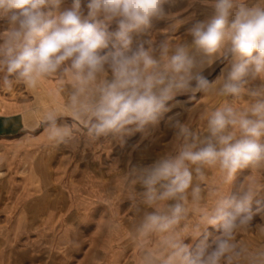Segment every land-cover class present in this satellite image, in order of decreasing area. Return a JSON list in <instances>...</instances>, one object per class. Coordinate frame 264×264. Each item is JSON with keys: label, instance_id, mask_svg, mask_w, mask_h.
Listing matches in <instances>:
<instances>
[{"label": "clouds", "instance_id": "obj_1", "mask_svg": "<svg viewBox=\"0 0 264 264\" xmlns=\"http://www.w3.org/2000/svg\"><path fill=\"white\" fill-rule=\"evenodd\" d=\"M194 2L89 0L85 13L81 0L63 10V0H0V87L57 82L62 106L31 109L57 149L147 135L180 95L220 98L200 130L177 122L171 151L121 177L132 242L138 264H264V0H199L212 15L187 29L190 41L173 34L182 21L162 40L142 38ZM217 61L227 67L210 82L202 73ZM244 169L251 175L230 192ZM209 172L219 174L212 183ZM209 226L219 233L210 242ZM187 237L203 239L193 250Z\"/></svg>", "mask_w": 264, "mask_h": 264}, {"label": "crops", "instance_id": "obj_2", "mask_svg": "<svg viewBox=\"0 0 264 264\" xmlns=\"http://www.w3.org/2000/svg\"><path fill=\"white\" fill-rule=\"evenodd\" d=\"M226 67L225 62L217 61L206 67L202 74L212 82ZM220 102V98L204 97L202 92L196 93L194 98L192 94L177 96L171 102L175 106L163 115L157 126L149 128L147 135L136 132L122 139L101 138L95 143L81 137L74 145H61L55 156L54 172L48 174L38 173L35 168L32 170L33 160L40 151L55 148L47 141L43 128L33 133L18 113L1 112L0 244L2 231L5 234L9 231L7 239L14 244L19 236L22 241L27 238L28 231L39 228L33 217V205L40 199L38 211L42 228H58L60 233L61 230L68 231L67 236L58 237L56 242L63 246L73 241L72 230L77 227L72 220L74 215L91 217L100 210L111 216L129 212L128 191L122 189L121 177L151 165L160 155L171 151L177 122L188 123L193 131L200 130L206 125V121L201 120L205 107L211 109ZM242 105V102L237 104L238 107ZM242 173L243 170L235 176L230 192H233V183L235 190L242 185ZM208 174L210 183L219 175ZM135 191L142 192L143 189L137 184ZM115 194L116 199L110 200L109 197ZM17 230L21 231L19 236L14 232ZM48 244L54 245L50 240Z\"/></svg>", "mask_w": 264, "mask_h": 264}, {"label": "rangeland", "instance_id": "obj_3", "mask_svg": "<svg viewBox=\"0 0 264 264\" xmlns=\"http://www.w3.org/2000/svg\"><path fill=\"white\" fill-rule=\"evenodd\" d=\"M88 2L89 0H81V7L85 13ZM72 4L73 0H63L61 10L70 8ZM211 15L212 9L196 0L194 3L182 6L180 15L176 19L154 21L149 33L142 38L146 39L151 36L157 41L162 40L165 38L164 33L166 30L171 29L178 21H182L173 34L190 41L191 37L187 36V29L197 21L208 19ZM6 27V22L0 21V32L4 31ZM115 29L116 25L113 24L110 30L114 31ZM179 37H175V39H179ZM256 83H259V81ZM51 86L57 87V82L55 80H48L34 91H30L19 84L11 88L0 87V113H18L27 127L31 129V132L36 133L42 129V126L39 123V115L31 109L32 106L36 105L37 96L40 93L49 92L48 88H51ZM46 98L44 97V99ZM38 123L39 125L36 126ZM58 151L56 148L46 150L44 151L45 153L40 151L33 160L32 170L35 168L34 171L42 174L53 173V166L57 163V157L55 156L58 154ZM250 173L251 170H243V183L251 175ZM261 175V182L264 183V173ZM232 188L234 193L236 191L235 183H233ZM257 199L264 201V190L260 191ZM40 201L41 199L33 205V217L35 221H38L35 224L39 228L28 231L26 239L20 241L19 234L21 231L17 230L14 232H16V236H19V239L14 244H10L9 239H7L9 238L7 235L9 231H6V234L5 231L1 232L3 240L0 244V264H138L137 249L133 245L131 232L136 222V217L134 214H131V210L122 214L117 212L113 216L106 212L103 214L101 210L91 217H88V215H74L72 220L77 227H80L74 226L71 236L73 237L72 243L63 246V244L57 245L56 242L59 240L58 237L64 238L65 235L67 236L68 231L61 230L60 233L58 228L50 230L42 228L43 222H41L42 219L38 211L40 209L38 206L41 203ZM253 207L255 208V205ZM256 222H261L259 217L256 218ZM113 224L116 227L110 228V225ZM207 231L211 234L209 242L212 237L219 234L211 226H209ZM200 239H203V237L197 240L187 237L184 242L191 244L194 250ZM248 239L253 243L257 242V237L254 233L248 234ZM49 240L50 242L52 241V244L54 243L53 246L48 244Z\"/></svg>", "mask_w": 264, "mask_h": 264}, {"label": "bare ground", "instance_id": "obj_4", "mask_svg": "<svg viewBox=\"0 0 264 264\" xmlns=\"http://www.w3.org/2000/svg\"><path fill=\"white\" fill-rule=\"evenodd\" d=\"M47 93H40L39 96L36 98L35 104L39 102V104L44 108L48 109L49 107H56L60 108L62 106V100L56 95V86H51V88H48ZM44 97H47L44 99Z\"/></svg>", "mask_w": 264, "mask_h": 264}]
</instances>
